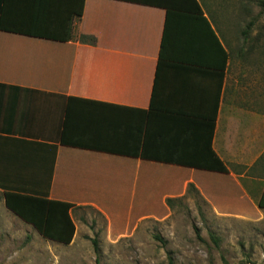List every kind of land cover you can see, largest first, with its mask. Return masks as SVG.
Instances as JSON below:
<instances>
[{"label": "crops", "instance_id": "1", "mask_svg": "<svg viewBox=\"0 0 264 264\" xmlns=\"http://www.w3.org/2000/svg\"><path fill=\"white\" fill-rule=\"evenodd\" d=\"M81 8L78 19L75 13ZM165 17L162 8L121 0H0V24L23 33L0 30L3 205L5 193L69 204L74 238V211L91 208L111 225L99 203L106 192L132 199L128 213L118 215H127V221L134 211L148 212L153 198H182L189 185L215 209L209 185L198 177L222 179L227 174L128 153L137 150L139 155L146 134L148 155L175 152L178 146L194 152L197 137L206 134L215 117L212 149L228 170L230 131L240 128L247 136L246 129L257 123L263 135L264 109L256 105V111L246 108V113L234 111L231 102L225 105L229 59L223 69V55L198 19L174 21L169 34L177 40L171 41V60L159 64ZM69 33L67 42L46 38ZM136 111L150 116L149 123ZM220 130L225 135L221 148ZM180 135L182 140L176 138ZM62 136L70 143H62ZM166 182L170 185L164 189L160 183ZM262 190L253 200L245 193L238 197L257 205Z\"/></svg>", "mask_w": 264, "mask_h": 264}, {"label": "rangeland", "instance_id": "2", "mask_svg": "<svg viewBox=\"0 0 264 264\" xmlns=\"http://www.w3.org/2000/svg\"><path fill=\"white\" fill-rule=\"evenodd\" d=\"M199 1L229 55L225 105L231 102L234 111L246 113V108L256 111V105L264 109V12L257 4L261 0ZM250 21L254 26L244 37ZM246 130L247 136L240 128L228 135L224 178L198 177L209 185L215 209L189 185L182 198H153L148 212L134 211L127 221V215H118L128 213L132 199L106 192L99 203L112 218L111 225L91 208L74 211L78 231L69 245H62L39 238L0 199V264H264V209L238 197L245 193L253 200L263 187L264 129L261 135L254 123ZM224 138L218 131L219 148ZM184 184L175 189L177 195ZM160 185L165 189L170 184Z\"/></svg>", "mask_w": 264, "mask_h": 264}, {"label": "trees", "instance_id": "3", "mask_svg": "<svg viewBox=\"0 0 264 264\" xmlns=\"http://www.w3.org/2000/svg\"><path fill=\"white\" fill-rule=\"evenodd\" d=\"M127 1L135 4H142L156 8H162L165 10V28L163 32L162 42H161V50L159 55V64L165 61L171 60V55L173 54V50L170 45L177 39L173 37V35L169 34V29L172 27L174 21L179 19H187V21L196 22L200 21L203 25L211 32L213 39L219 48L220 52L223 55V63L222 68L225 69L227 65V61L229 59V55L227 50L224 51L219 44L218 39L212 33L210 29V25L207 20L203 17V12L196 0H121ZM261 8L262 12H264V0H261L257 3ZM82 8L75 13V17L78 19L81 17ZM192 22V23H193ZM194 25V23H193ZM254 26V21H250L245 31L244 37H247L250 30ZM0 30H4L12 33H20L23 34L22 31L16 29H9L0 24ZM28 35H32L29 33ZM50 40L67 42L71 39L70 33L67 34L64 38L60 37H46ZM82 41L93 43V39L83 38ZM172 41V42H171ZM139 112V111H136ZM145 118L144 121L149 123V117L144 112H139ZM215 128V117H212L209 121V124L206 128V136L201 135L198 136L200 144H198L197 149L194 152L188 151L184 146H178L175 149V152L165 151L156 152L154 155H148L146 153V140L147 134L143 139V143L141 144V152L138 155V151L134 154L141 159L152 160L156 162H162L167 164H173L178 166H183L186 168H193L196 170L212 172L217 174H228V170L224 163L219 159L216 153L212 149V137L214 134ZM182 135L176 136V138L180 139ZM175 139V140H178ZM182 140V138H181ZM62 143L69 144L65 136H62ZM105 151V150H104ZM106 152H117V150H106ZM121 152V151H120ZM123 153V151L121 152ZM194 154L193 158H190ZM188 154V155H187ZM194 159V160H191ZM169 203L171 201H168ZM4 206L6 210L11 212L13 215L18 217L22 222L27 225L32 226L37 233L45 240L55 242L62 245H69L75 234V227L70 217V209L72 208L69 204L59 203L47 201L39 198H34L30 196L18 195L13 193H5L4 194ZM257 207L259 209H264V185L263 190L261 192L260 198L257 202ZM159 242L163 243L161 238H156ZM93 249L96 255L99 254V249L96 241H92Z\"/></svg>", "mask_w": 264, "mask_h": 264}]
</instances>
